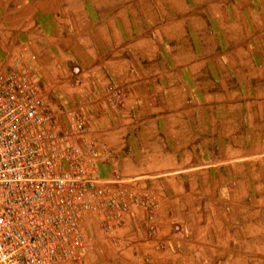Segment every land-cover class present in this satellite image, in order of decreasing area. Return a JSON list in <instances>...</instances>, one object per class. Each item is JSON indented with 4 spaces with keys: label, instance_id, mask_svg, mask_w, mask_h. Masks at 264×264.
<instances>
[{
    "label": "crops",
    "instance_id": "obj_1",
    "mask_svg": "<svg viewBox=\"0 0 264 264\" xmlns=\"http://www.w3.org/2000/svg\"><path fill=\"white\" fill-rule=\"evenodd\" d=\"M116 1L91 10L81 0H0V66L19 60L40 79L63 127L79 111L106 149L96 175L154 203L152 233L146 211L130 205L113 241L91 214L87 264H205L203 241L220 237L211 226L220 234L221 223L243 222L238 238L251 239L264 222V0H230L228 30L242 21L249 36L208 57L222 46L198 18L203 0H182L179 18L173 0L164 10Z\"/></svg>",
    "mask_w": 264,
    "mask_h": 264
},
{
    "label": "built area",
    "instance_id": "obj_2",
    "mask_svg": "<svg viewBox=\"0 0 264 264\" xmlns=\"http://www.w3.org/2000/svg\"><path fill=\"white\" fill-rule=\"evenodd\" d=\"M66 116L63 127L43 83L19 60L0 66V264H87L85 221L95 215L113 241L130 205L146 211L154 231L149 192L97 176L93 161L106 149L87 136L79 111Z\"/></svg>",
    "mask_w": 264,
    "mask_h": 264
},
{
    "label": "rangeland",
    "instance_id": "obj_3",
    "mask_svg": "<svg viewBox=\"0 0 264 264\" xmlns=\"http://www.w3.org/2000/svg\"><path fill=\"white\" fill-rule=\"evenodd\" d=\"M84 7L88 9H93L96 7H101L102 4L108 3L110 6H117L116 0H81ZM120 1V0H119ZM154 1V0H153ZM152 0H121L120 3L125 2V5H128L130 7L134 6L137 8L144 7L145 4H148L153 2ZM158 2L159 6H162V10H164V7H166L165 1L155 0L154 2ZM236 0H234L235 2ZM141 2V3H140ZM188 2V1H187ZM194 2H196L194 0ZM215 2V3H214ZM238 2V1H237ZM186 3V1H185ZM193 3V2H192ZM200 3V2H199ZM230 0H203V3L198 4L199 7L206 8V14L199 16L200 22L202 20H205L204 22L207 23V25H210V27H217L218 32L217 35L221 42V48H213V49H205L206 53L205 56H218L220 54L221 56L229 55L230 48L225 47L227 44L230 43L231 39H235L238 43L239 40H244L249 36L248 33L245 32L244 26L242 21L238 23L239 30H228V13L230 12ZM182 0H173L172 8L174 9V16L175 12H179L182 10L181 5ZM194 4V3H193ZM186 6V5H185ZM189 6H192L191 2L189 1ZM195 6V5H194ZM197 6V5H196ZM221 8H224L225 14H221V16H213L212 12L214 10H222ZM154 9L155 8H151ZM181 9V10H180ZM208 9V10H207ZM229 11V12H228ZM170 18V17H169ZM184 18V17H182ZM231 18V17H229ZM216 19H219L220 21L216 22ZM187 23V22H186ZM191 21H189L188 25H190ZM227 29V30H226ZM244 49H242L243 51ZM44 91V90H43ZM263 216H261L264 221V208H262ZM261 215V213H260ZM260 215L257 216L258 219L260 218ZM222 219V218H221ZM243 219V217L235 218V220ZM88 221H85L84 223V231H85V240H87V226ZM253 227L251 228V233H253V237L251 239H239L238 235H241V233L247 231L248 225L244 224L243 222H237L234 224L229 223H221L219 225L220 228V234H218L219 231L215 228H218L217 225L211 226L213 227L214 231V238L216 235H220L219 239H206L204 242V247L208 250L210 255H206L204 257V263L205 264H264V239H260V236L262 233L264 234V222L261 224H253ZM234 233L237 236L234 237ZM240 233V234H239ZM261 234V235H260ZM260 235V236H259ZM212 251H215V255H212ZM219 252V254H218ZM217 253V254H216ZM202 259V257H200ZM201 262V261H199Z\"/></svg>",
    "mask_w": 264,
    "mask_h": 264
}]
</instances>
